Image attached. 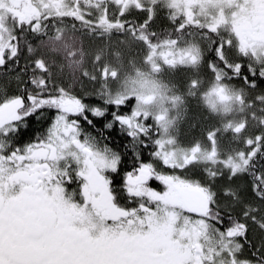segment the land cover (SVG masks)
<instances>
[{
    "label": "snow or ice",
    "instance_id": "1",
    "mask_svg": "<svg viewBox=\"0 0 264 264\" xmlns=\"http://www.w3.org/2000/svg\"><path fill=\"white\" fill-rule=\"evenodd\" d=\"M0 77V264H264V0H0Z\"/></svg>",
    "mask_w": 264,
    "mask_h": 264
},
{
    "label": "flooded vegetation",
    "instance_id": "2",
    "mask_svg": "<svg viewBox=\"0 0 264 264\" xmlns=\"http://www.w3.org/2000/svg\"><path fill=\"white\" fill-rule=\"evenodd\" d=\"M68 23L70 24L71 21H68ZM168 27H169V22L165 19L164 13H161L160 16L154 22L153 28L156 31L159 32V31H162L163 29H166ZM51 60H52V58H51ZM180 76H182V73L179 74V77H177V78H180ZM205 79L207 81L208 79H210V76L205 74ZM189 109H190V107H189ZM201 111H204V109L202 108ZM45 126H47V121H45ZM28 129L26 131H28ZM110 136H111V140L109 141L110 146L116 148L118 151L124 152L125 150H124L123 145L128 143V139L129 138H127L126 136L121 134L119 132V130H117V129L116 130H112L111 133H110ZM30 139H32L31 133L29 135L24 133L23 140L24 141H28ZM143 158L145 160L149 159V158L146 159L144 156H143ZM132 159H133L132 158V153H131V151H128L127 155H125L124 158H123V163H122V165L120 167V175L116 176L115 174H113L114 182L116 184H119L122 181L123 174H124L125 171L131 170ZM151 186L153 188L157 189V190H163V186L158 181H152L151 182Z\"/></svg>",
    "mask_w": 264,
    "mask_h": 264
},
{
    "label": "rangeland",
    "instance_id": "3",
    "mask_svg": "<svg viewBox=\"0 0 264 264\" xmlns=\"http://www.w3.org/2000/svg\"><path fill=\"white\" fill-rule=\"evenodd\" d=\"M90 41L88 40L87 37L84 38V47L85 49H87L90 45ZM46 57H48V59L51 60H55L56 61V67H54V71H58L59 70V65L63 64L64 65V68H63V73H64V76L66 78H68L70 80L71 78V69H69L67 67V61L65 60V54L62 53V52H54L52 50H47L46 51ZM179 77V75L177 76ZM176 79H179L177 78ZM202 108H198L196 106V102L195 101H192L190 103V109H189V114H188V117H187V121L186 122H182L181 125H180V131H181V138L183 139L186 135H189V128H188V123L191 122L192 118L197 115V114H200V113H204V111H201ZM206 114V113H204Z\"/></svg>",
    "mask_w": 264,
    "mask_h": 264
},
{
    "label": "trees",
    "instance_id": "4",
    "mask_svg": "<svg viewBox=\"0 0 264 264\" xmlns=\"http://www.w3.org/2000/svg\"><path fill=\"white\" fill-rule=\"evenodd\" d=\"M0 86L5 87L9 91V93L16 91V82L14 80H9L7 78L0 77ZM100 124L102 125V121L100 122ZM46 127L47 126H45V121L41 122V123H37L35 121V119L33 118L32 120H30V124L28 127L29 132L25 130L24 133L27 135H29L31 133L32 138H34L36 135H38L40 132H42ZM114 130H116V129H114ZM117 130H119V129L117 128ZM143 156L146 159L150 158L147 151L144 152ZM132 158H133V156H132Z\"/></svg>",
    "mask_w": 264,
    "mask_h": 264
}]
</instances>
